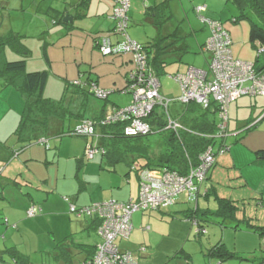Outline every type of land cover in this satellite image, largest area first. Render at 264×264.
Returning a JSON list of instances; mask_svg holds the SVG:
<instances>
[{
  "label": "crops",
  "instance_id": "1",
  "mask_svg": "<svg viewBox=\"0 0 264 264\" xmlns=\"http://www.w3.org/2000/svg\"><path fill=\"white\" fill-rule=\"evenodd\" d=\"M132 1L137 3L140 0ZM141 1L146 9L144 15L149 21L154 23V8L162 4L163 0ZM205 4L199 3L197 6H206L207 10L205 13L208 14L207 17L213 19L210 17V8ZM69 6L76 8L75 15H71L73 16V21L70 23L75 22L77 19H82L84 22L88 21V27L86 26V31L84 30L85 33L81 39L83 38L84 40V48L89 49L92 55L88 65L90 75H86L79 69L77 71L80 75L79 79L76 78L73 82L79 81L82 84H86L88 81H94L103 89L116 91L118 90L117 88H122L119 90L122 91L126 87L128 75L134 69L132 57L130 55L103 56L98 49V43L105 37L111 38L114 42L120 40L118 38L115 39V35H113L115 22L112 16L115 0H70ZM79 6H82L84 10L81 9L82 11L80 12ZM51 10L54 9L50 8ZM64 17L60 18L64 20ZM48 23V28L51 29L58 24V21H49ZM70 23L65 24L69 25ZM53 31L52 29L50 33ZM56 31L57 36L60 33H64L62 30ZM69 36H71L70 32L67 37ZM209 36L210 31L207 39ZM54 37L55 35L50 37L49 44L54 41ZM32 38L24 35L23 39L24 44L31 51V56L27 58L28 71L47 70L49 64L45 59L44 53L46 52L51 65L53 51L50 53L51 49L46 47L45 36L38 35ZM177 49L179 47L173 48V53L166 56L168 57L167 60L175 63L181 61V53L177 52ZM12 53L17 54L7 48L0 55V71L4 69ZM17 55L21 56L20 54ZM66 57L68 58V64L70 62H72V65L75 63L73 59L69 60L68 55ZM103 59L113 60L112 66L116 67L119 76H115L109 81L105 78L102 71L106 67L107 62L103 61ZM263 67L264 63L259 64L260 69ZM190 68L185 70L180 67L177 68V72L186 73ZM71 70L72 68L68 67L70 73L72 72ZM10 78L0 76V168L2 171L4 170L3 176H0V199L3 201L4 206L2 209L6 214L4 224L6 223V229H8L7 234L3 238L5 241L8 238L10 239L9 242H4L3 248L0 249V264H9V262L11 264H20L17 257L26 260L25 264H32L30 257L20 249L22 237H20V240L18 238L21 230L25 231L26 229L35 231L39 237L46 236L40 242V248L41 252L44 247L50 250L49 254L54 262H49V264H82L87 257L96 252L97 246L101 242L96 224L98 220L95 216L72 214L70 212V204L65 201V198H70L71 202L79 207L106 200L136 201L139 197L137 196L139 195V175L136 173V178H134L128 168L118 165L129 159L128 163L130 162L132 167L135 161L130 155V158L126 156L123 158L124 160L120 161H116V157L105 156L96 159L100 155H96L94 159L89 160L86 155L87 148L94 145V143L99 144L101 142L98 136L65 135L74 137L65 139V136H61L59 133H52L47 137L41 136L35 141H29L26 137L21 139V136L17 135L16 131L23 120V114L26 110V95H23L18 90L23 83V78L15 79L14 85L9 84L8 79ZM50 79L51 75L47 83L45 96L53 98L47 95ZM116 100L120 102L121 97L116 98ZM118 107L121 108L122 105L118 102H111L108 99L100 110L93 113L87 112L86 116L89 117L87 120H93L91 119L92 117H100L103 114L105 116L109 111ZM263 120L264 117L260 122L257 121L259 123L252 131L257 130L258 125ZM59 125H61L62 129L68 128L62 124ZM239 137L240 139L243 138L242 136ZM237 142L230 147V156L223 158L218 156L215 166L218 165L220 170L215 169L214 166L209 172L207 180L201 186L194 208L190 206L184 208L181 205L186 202L184 198V200H178L171 207L163 210L137 212L132 216L133 231L131 236L129 239H119L117 245L124 251L132 252L137 257L139 264H166V261L173 254L169 247L175 244V246H182L181 248H183L184 243L192 236L193 229L191 224L194 223L186 218L188 215H193V213L197 212L199 218L202 215L209 217L210 214L219 210L220 200L222 199L236 204L237 199H235L234 195H221L219 193L216 186V182L220 181V177L217 176L219 171H225V173L227 171L228 173V171L233 170L237 176L232 175L234 177L230 179L232 180V185L239 184L246 187V189L252 187V193H257L261 196H258L260 199L257 196L252 197V199L256 198V200L260 201L264 210V176L255 177L256 171H258V174L264 172V163H257L256 158V153L264 150V145L257 143V145H249L246 148L242 144L240 146V143L238 145ZM244 167H253L255 169L253 171L254 182L250 183L249 176L253 175L251 172H246ZM256 179L259 181L255 183ZM236 181L238 183H235ZM17 194L22 197L23 204L20 198L19 203H15L12 197ZM188 200H190V197ZM213 203L218 204V208L216 207L217 211H213L211 208ZM33 206L39 207L41 211L36 217L29 218L28 211ZM234 216V214L230 215L224 220L226 221ZM199 222V227L205 229L201 225L202 221L199 220ZM9 234L12 235L9 237ZM1 240L2 237H0ZM163 243L164 247H166L165 243H168V247L163 253L164 256L159 255ZM63 245L65 251L69 254V260L66 261L58 258L61 251L60 246ZM174 254L182 255L189 264H192L191 256L184 249H178L174 251ZM4 257L11 259H9V262H5Z\"/></svg>",
  "mask_w": 264,
  "mask_h": 264
},
{
  "label": "rangeland",
  "instance_id": "2",
  "mask_svg": "<svg viewBox=\"0 0 264 264\" xmlns=\"http://www.w3.org/2000/svg\"><path fill=\"white\" fill-rule=\"evenodd\" d=\"M198 1L163 0V3L171 9L172 17L162 29H159L144 15L146 9L141 0L137 3L134 1L131 2L128 33L134 41L139 42L143 46H148L161 34L176 35L186 46V51L181 54V61L175 63L168 60L165 72L159 77L161 95L164 99L170 100L169 110L173 118L179 117L187 108L183 103L178 101V98L181 96V90L178 83L173 78L174 75L178 74L177 68L181 67L186 70L193 67L208 71L211 63L210 55L203 51V45L209 35V29L195 11V7L199 5V3H206L205 5L211 10L210 17L213 18V20H220L225 29L229 31L232 40L231 49L236 59L253 63L257 61V57L261 52V49H256L250 42V21L240 18L241 12L232 1ZM69 3L70 0H0V38H6L11 33L19 34L23 38L24 35H26L31 39L38 35L45 36L47 41L46 47L51 49V51H49L50 53L53 51L51 65L47 66V70L51 75L47 95L53 97L52 99L54 100L62 99L65 95L66 87L71 86L70 84L74 79H79L80 75L77 72L79 69H81L83 73H86V75H90V70H88L90 68L88 65L90 63V56L92 55L89 49L84 48V40L83 38L81 39L82 35L85 33L84 30L86 26L88 27V21L84 22L82 19H77L69 25L65 24L60 17L68 14L71 16L76 13V8L69 6ZM50 8L54 10L50 11ZM78 9L81 12L83 8L79 6ZM202 15L204 17L208 16L205 12ZM235 18L238 19L236 23L234 22ZM49 21H58V24L49 29ZM52 29L54 31L50 33ZM56 30H62L64 33H60L57 36ZM69 32L71 36L67 37ZM53 35H55L54 41L49 44L48 41ZM116 38L120 39L119 36H115V39ZM41 53L43 54L42 49ZM66 55L69 56V60L73 59L75 61V65H72V62H70V64L67 63L68 58ZM22 59V56L12 53L8 60L9 62H14ZM103 61L107 62L102 72L108 81L115 78V76H119L116 67L112 66V59H103ZM259 63H264V55ZM68 67L72 68L71 73L68 71ZM117 89L118 90L114 91L109 97V100L111 102L120 103L122 105L121 108H124L132 102V96L119 91L122 88ZM115 97H121L120 102L116 100ZM66 101L69 103L71 101L80 103L81 99L77 98L76 94H73L66 96ZM105 103L106 101L89 95L86 101L87 112L93 113L100 110ZM157 109L160 113L164 114V108L158 106ZM263 117V96H242L233 101L229 108V137L224 140L217 139L214 145L215 150L217 151L219 149L221 143H224L227 147L235 145L234 143L240 139L238 136L243 137L237 142V144L240 143V146L242 144V146L248 148L247 146L257 145V143L264 145V120L258 125L257 130H247L250 124L252 125L253 122L260 121ZM65 126L68 127L67 125ZM54 127L55 125L51 127V134L56 133V128L53 131ZM64 138L74 137L65 136ZM147 139L152 144L157 145L155 151L158 153L160 151L159 145L162 142V135L154 133L148 136ZM97 144L98 143H94V146H97ZM229 154L230 150H226L218 156L223 158L227 157ZM97 155L100 156H97L96 159L102 158L101 153ZM128 160L129 159L118 165L128 168L132 176L136 178L137 172L135 169L139 168L140 163L144 162V160H136L132 167L130 166V162L128 163ZM215 169H219V166L216 165ZM244 170L246 172H251L253 175L255 169L253 167H244ZM232 175L237 176V174H234L233 170L228 171V173L227 171L226 173L225 171H219L217 176L220 177V181L216 180V186L221 195H234V197H236V204L234 203L237 207L234 213L235 216L225 221L224 219H226V217L216 214L210 215L209 217H204V215H202L199 220L202 221L201 225L205 228V232L200 235L198 233V226L191 224L193 229L192 236L184 243L183 248H181L182 246H175V244L169 247L173 254H171L172 256L166 261V264L188 263L182 255L179 256L174 254V251L178 249H184L191 256L192 264H264V210L262 209L260 201L256 200V198L252 199L254 196L259 198L258 196H260V194L252 193V187L246 189V187L239 184L232 185V180H230L234 178ZM259 176H264V172L258 174V171H256L255 177L257 178ZM255 177L254 175L249 176L250 183L254 182ZM258 181L259 180L256 179L255 183ZM244 182H246V180H244ZM235 183H238V181ZM17 195L12 197L15 203H19L20 198L23 204L22 197L19 195L18 197ZM184 198L186 202L185 204H181L184 208H186V206H190L191 208L195 207L196 202L188 200L189 194L187 192L179 195L175 202L184 200ZM2 202L3 201L0 199V229L3 228L0 231V237H2L0 249L3 248L4 242L10 241L9 238L6 241L3 238V236L7 234L8 229H6V223L4 224L6 214L2 209L4 206ZM217 206L218 204L216 205V203H213L211 207L213 211H217ZM20 233L18 234V238L20 240V237H22V239L21 247H19L22 252L30 257L32 264H49V262H54L49 254L50 250L48 248L44 247L41 252L40 242L46 236L39 237L37 233L31 229H26L25 231L21 230ZM11 235L12 234H9L8 236L10 237ZM165 244L166 247H168V243ZM218 245L226 246V248H224L225 251H222V253L220 252L219 255H213V251ZM164 246L163 243L159 255L164 256L163 253L166 249ZM169 249L167 248V250ZM227 250L229 253H235V257H230L229 253L226 254L225 252ZM9 259L11 258L4 257L5 262H9ZM9 264H11V262H9Z\"/></svg>",
  "mask_w": 264,
  "mask_h": 264
},
{
  "label": "built area",
  "instance_id": "3",
  "mask_svg": "<svg viewBox=\"0 0 264 264\" xmlns=\"http://www.w3.org/2000/svg\"><path fill=\"white\" fill-rule=\"evenodd\" d=\"M131 0H115L112 19L115 22L113 35L120 40L112 41L105 37L98 43V49L103 56L130 55L134 69L128 75L126 87L122 90L132 96V102L124 108H115L109 111L99 122L103 126L121 123L126 136H146L155 133V128L149 121L150 116L158 106L164 108L166 131L179 133L186 130L183 123L173 118L170 114V100L161 95L160 78L149 64L150 54L146 46L134 41L129 33ZM206 6L195 7L205 25L209 28L210 36L204 45V52L210 55L211 63L208 71L190 68L186 73L173 76L179 84L181 96L178 101L184 105L196 103L208 109L215 103L218 107V133L214 137L225 139L229 137V108L233 101L242 96L264 97V68L260 70L255 63L238 60L234 57L231 46L232 40L229 32L219 20L209 19L202 14ZM261 49L262 54L264 48ZM75 85H83L79 81ZM90 92L100 100L107 101L114 90H107L90 81ZM71 135L94 137L96 123L84 120L78 125ZM230 150V147L221 143L216 151L214 146H209L200 156L197 166L192 167L189 174L184 176L176 171L163 169L144 168L138 171L139 197L136 201L121 202L106 200L95 202L84 207H77L70 203L71 213L95 216L100 225L98 235L101 238L94 256L84 264H139L137 257L130 251L122 250L118 245L119 239H129L133 231L132 216L137 212L157 211L169 208L175 203L176 198L188 193L190 200H198L201 186L207 180V174L216 163L218 155ZM106 151L91 145L87 148V158L92 160ZM70 202V198H65ZM30 217L36 214L35 207L28 212ZM198 226V233L205 229Z\"/></svg>",
  "mask_w": 264,
  "mask_h": 264
},
{
  "label": "trees",
  "instance_id": "4",
  "mask_svg": "<svg viewBox=\"0 0 264 264\" xmlns=\"http://www.w3.org/2000/svg\"><path fill=\"white\" fill-rule=\"evenodd\" d=\"M230 1H232V3L240 10V18L250 21V42L253 47L256 49H259L260 47L264 48V0ZM154 11L155 19L153 20V24L159 29H162L172 17L171 9L165 3H162L154 8ZM61 20H63V18ZM234 22H238V19L235 18ZM23 39L24 38L21 35L14 33H11L6 38L0 39V55L4 53L7 48H10L13 52L20 54L23 57L20 61H8L4 69L0 71V76L11 77L8 79L10 85H14L15 79L23 78V83L18 90L23 95H26V110L16 133L21 136V139H25L24 137H26L29 141H35L41 136H49L51 134V127L55 125L53 131L56 128V133H59L61 136L71 135L72 131H74L78 125L89 118L86 116L88 110L86 101L89 95H93L88 88L90 81L81 86H77L72 82L70 84L71 86L66 87L65 95L60 100L46 97L45 90L49 81L50 73L48 70L34 72L28 71L26 58L31 56V51L24 44ZM178 47L179 49H177L178 51L176 50L177 52L182 54V52L186 51V46L180 41L179 37L176 35L164 34L159 35V37H157L150 45L146 46L150 54L149 64L159 77L165 72V68L168 64V57L166 56L173 53V48ZM263 55L264 52L262 54L260 53L255 62V65L259 70V62ZM44 56L47 63L50 65L46 52L44 53ZM73 94H76V97L81 99L80 103H76L75 101L69 103L66 101V96ZM185 106L187 107L185 112L176 118L183 123L186 130H183L178 134L173 131L165 130V115L160 113L158 109L150 116L149 121L154 126L155 133L162 135V142L159 145L160 151L158 153L155 151L157 145L152 144L147 139L150 135L129 137L124 134V127L121 123L109 126L101 125L99 122L104 118V114L100 117L91 118L93 119L92 121L96 123V135L94 137L98 136L101 140V142L97 144V147L106 151L105 157H116V161H120L129 155L133 157L134 161L143 159L144 162H141L140 167L135 169L137 173L144 168H167L186 176L189 174L192 167L198 165L199 156L209 146H214L216 144L217 140L214 137L218 133L217 126L219 119L218 107L215 103H213L208 109H205L203 106L196 103H191ZM259 122L252 125L250 124L247 130H253ZM59 124L67 125L68 128L62 129ZM256 158L257 163H264V150L258 151L256 153ZM3 173L4 170L2 171L0 168V176H3ZM66 202L68 204L72 203L71 200L70 202ZM33 207L36 209V214L34 216L36 217L41 210L37 206ZM236 209L237 207L234 202L222 199L220 200L219 210L210 215L216 214L222 217H229L235 213ZM198 216V213L195 212L193 215H188L186 218L191 221L197 220V223L200 225V218ZM28 217L34 218L30 217L29 214ZM96 224L99 227V220ZM60 249L61 251L58 258L64 259L65 261L69 260V254L65 251L64 245L60 246ZM222 251H225L224 246L218 245L213 251V255H219ZM225 253L228 254L229 252L226 251ZM94 254L87 257L82 264L91 259ZM229 256L235 257V253H229ZM17 258L20 261V264H25L26 260H23L21 257Z\"/></svg>",
  "mask_w": 264,
  "mask_h": 264
},
{
  "label": "water",
  "instance_id": "5",
  "mask_svg": "<svg viewBox=\"0 0 264 264\" xmlns=\"http://www.w3.org/2000/svg\"><path fill=\"white\" fill-rule=\"evenodd\" d=\"M73 21V16L65 15L63 22L64 23H70Z\"/></svg>",
  "mask_w": 264,
  "mask_h": 264
}]
</instances>
